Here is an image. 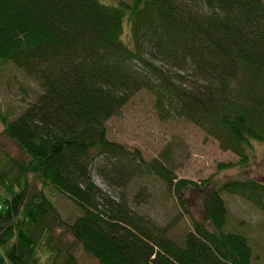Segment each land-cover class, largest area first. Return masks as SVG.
<instances>
[{
  "label": "trees",
  "instance_id": "16d2710c",
  "mask_svg": "<svg viewBox=\"0 0 264 264\" xmlns=\"http://www.w3.org/2000/svg\"><path fill=\"white\" fill-rule=\"evenodd\" d=\"M115 1L0 0V64L43 90L12 120L0 110L23 156L0 166V264H81L76 246L98 264H252L248 238L225 231L224 194L264 212V181L179 180L164 161L110 140L107 122L147 91L162 116L203 129L246 166L264 143V1ZM148 177L191 217L182 243L171 236L181 214L161 226L132 208L128 189ZM49 187L83 214L67 222ZM190 191L204 200L202 221L186 208ZM151 197L143 185L132 203Z\"/></svg>",
  "mask_w": 264,
  "mask_h": 264
},
{
  "label": "rangeland",
  "instance_id": "374dc122",
  "mask_svg": "<svg viewBox=\"0 0 264 264\" xmlns=\"http://www.w3.org/2000/svg\"><path fill=\"white\" fill-rule=\"evenodd\" d=\"M100 1L108 6L116 4L115 0ZM172 71L176 72L175 69ZM42 93L40 85L25 72L11 63L0 64V110L11 120L35 102ZM107 128L110 140L131 150H140L148 162L156 159L164 161L179 180L201 183L210 179L211 185L244 178L264 181V143H254L248 163L241 166L240 158L236 154L223 150L220 143L203 129L185 119L177 118L173 113L162 116L156 109L154 95L147 91L138 93L118 116L107 122ZM10 158L23 159V156L5 135L4 126L0 123V166L8 168ZM229 164L233 167L221 169ZM94 180L108 194H118L97 174H94ZM143 185L152 192V197L147 203L135 205L132 199ZM128 190L132 208L140 214L148 215L161 226L168 225L181 214L171 236L179 243L183 242L192 229L191 217L185 214L177 199L166 191L162 182L148 177L134 182ZM44 192L67 222L73 223L83 214L82 208L76 202L58 190L49 187ZM224 199L229 211L225 231L248 238L253 252L252 264H264V212L238 196L224 194ZM185 202L191 215L202 221V196L198 192L190 191L185 195ZM57 234L60 235L61 231H57ZM75 251L81 264H98L78 246ZM40 255L44 261L48 259L47 255Z\"/></svg>",
  "mask_w": 264,
  "mask_h": 264
},
{
  "label": "built area",
  "instance_id": "2783aa9c",
  "mask_svg": "<svg viewBox=\"0 0 264 264\" xmlns=\"http://www.w3.org/2000/svg\"><path fill=\"white\" fill-rule=\"evenodd\" d=\"M1 208H2V207H1V205H0V210H1Z\"/></svg>",
  "mask_w": 264,
  "mask_h": 264
}]
</instances>
